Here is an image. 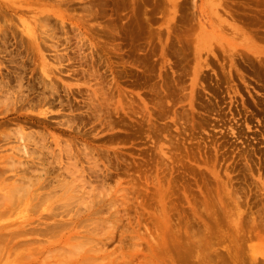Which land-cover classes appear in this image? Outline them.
I'll return each mask as SVG.
<instances>
[{"label":"rangeland","instance_id":"374dc122","mask_svg":"<svg viewBox=\"0 0 264 264\" xmlns=\"http://www.w3.org/2000/svg\"><path fill=\"white\" fill-rule=\"evenodd\" d=\"M0 80L16 100L0 132L37 133L52 177L75 161L110 192L107 248L122 243L128 264L159 261L163 213L212 257L235 237L210 213L233 201L243 224L264 222V0H0ZM55 142L74 158L56 163ZM262 237L244 264H264ZM167 255L189 261L170 242Z\"/></svg>","mask_w":264,"mask_h":264},{"label":"bare ground","instance_id":"6f19581e","mask_svg":"<svg viewBox=\"0 0 264 264\" xmlns=\"http://www.w3.org/2000/svg\"><path fill=\"white\" fill-rule=\"evenodd\" d=\"M15 103L14 92L8 88L2 92L0 87V109L12 107ZM1 131L0 142L12 137L15 142L8 147V153L0 154V264H128L122 243L117 252L115 248H107L115 235L117 213L115 202L107 197L110 192L102 196V189H87L89 180L75 161L61 166V171L52 177L46 167L48 162L44 160V151L50 152V149L45 142L35 141L37 133L33 136L23 127ZM59 143L55 142L58 148L55 161L62 165L61 155L72 157V154L69 146L61 147ZM24 158L31 162V166L30 162H24ZM38 166L41 168L39 173ZM229 207H232L231 212ZM222 210V218L215 212L210 215L216 229L224 219L235 237L231 239L232 247L226 256L216 254L212 257L211 252H204L209 246L206 238L199 239L198 246L202 251L200 249L198 253L192 238L188 236L185 241L180 240V229L174 233L168 215L163 213L161 228H157L160 231L157 247L151 245L159 261L152 260L151 264H166L158 255L168 252L169 242L178 256L189 260L185 264H244L243 252L252 254L256 248L245 243L261 239L264 222L260 226L243 224L242 220L239 221V208L233 201L224 204ZM203 225L205 235L209 234L210 223ZM131 228L140 233L139 223ZM144 228L149 232L147 225ZM262 241L264 245V237ZM193 252L198 256L194 257ZM167 256L175 264L174 258Z\"/></svg>","mask_w":264,"mask_h":264}]
</instances>
